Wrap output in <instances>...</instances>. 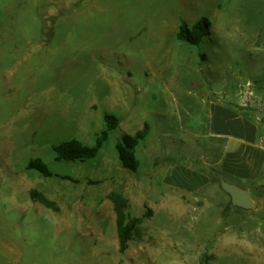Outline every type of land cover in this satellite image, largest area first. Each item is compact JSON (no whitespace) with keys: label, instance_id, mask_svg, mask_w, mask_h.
Returning a JSON list of instances; mask_svg holds the SVG:
<instances>
[{"label":"rangeland","instance_id":"rangeland-1","mask_svg":"<svg viewBox=\"0 0 264 264\" xmlns=\"http://www.w3.org/2000/svg\"><path fill=\"white\" fill-rule=\"evenodd\" d=\"M202 17L209 36L177 40ZM215 90L264 110V0H0V264H264L262 192L243 209L215 178L192 194L185 181L165 205L163 155L214 176L202 118ZM107 114L142 124L119 125L92 160L56 161L62 142L93 145ZM145 122L131 173L116 144ZM112 192L143 217L123 253Z\"/></svg>","mask_w":264,"mask_h":264},{"label":"crops","instance_id":"crops-1","mask_svg":"<svg viewBox=\"0 0 264 264\" xmlns=\"http://www.w3.org/2000/svg\"><path fill=\"white\" fill-rule=\"evenodd\" d=\"M217 92L221 94L217 101H206L204 104L206 116L202 118L205 127L203 136L208 138L206 156L211 159L210 169L214 176H199L193 168L173 166L172 162H168L171 158L167 154L163 155L168 165L163 181L170 189V193L165 194V205L173 195L181 198L182 194H186L177 192V186L185 181L200 183L199 186L190 189L188 194L204 189L203 182L213 184V178L221 189V181H225L247 190L252 200L253 190L264 194V117L260 118L257 115V112L264 110L243 109L242 101L228 100L224 91L215 90V95ZM123 123L142 124L127 116L119 119V125ZM197 132L199 131H194V134L199 136ZM253 202L255 203L254 200Z\"/></svg>","mask_w":264,"mask_h":264},{"label":"trees","instance_id":"trees-1","mask_svg":"<svg viewBox=\"0 0 264 264\" xmlns=\"http://www.w3.org/2000/svg\"><path fill=\"white\" fill-rule=\"evenodd\" d=\"M211 22L208 18L202 17L193 25L182 21L176 33L177 40L190 45H199L203 39L210 35ZM105 129L96 137L93 145L84 144L78 139H72L62 142L54 147L56 161L58 162H84L96 158L109 139L112 131L117 129L119 119L115 115L107 114L104 117ZM150 133V126L144 127L135 134H125L116 144L118 159L122 167L131 172L137 173L139 169V160L136 156V149L139 144L144 142ZM27 169L39 172L43 177H60L65 180H73L70 176L54 175L45 161L41 158H33L28 162ZM33 201L42 203L45 207L57 210L54 202L50 201L44 194L36 189L30 192ZM116 213V227L119 241V252L123 253L128 247V243L138 235L139 227L142 224L143 217H132L129 213V200L121 193L112 192L109 195Z\"/></svg>","mask_w":264,"mask_h":264},{"label":"water","instance_id":"water-1","mask_svg":"<svg viewBox=\"0 0 264 264\" xmlns=\"http://www.w3.org/2000/svg\"><path fill=\"white\" fill-rule=\"evenodd\" d=\"M257 115L258 117L263 118L264 112H257ZM221 187L230 196L233 205L243 209H251L255 207V203L247 190L225 181H221Z\"/></svg>","mask_w":264,"mask_h":264}]
</instances>
